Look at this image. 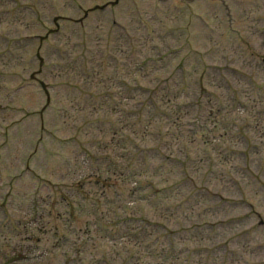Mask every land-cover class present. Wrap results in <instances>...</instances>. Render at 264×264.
Returning a JSON list of instances; mask_svg holds the SVG:
<instances>
[{
	"label": "rangeland",
	"instance_id": "rangeland-1",
	"mask_svg": "<svg viewBox=\"0 0 264 264\" xmlns=\"http://www.w3.org/2000/svg\"><path fill=\"white\" fill-rule=\"evenodd\" d=\"M110 1L0 0V264H264V0Z\"/></svg>",
	"mask_w": 264,
	"mask_h": 264
}]
</instances>
